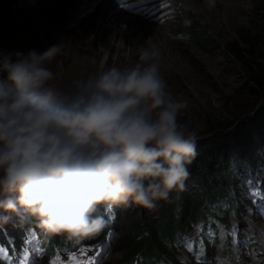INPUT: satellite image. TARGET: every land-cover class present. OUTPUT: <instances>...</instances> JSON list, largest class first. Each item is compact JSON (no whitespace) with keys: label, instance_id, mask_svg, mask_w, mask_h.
Here are the masks:
<instances>
[{"label":"rangeland","instance_id":"rangeland-1","mask_svg":"<svg viewBox=\"0 0 264 264\" xmlns=\"http://www.w3.org/2000/svg\"><path fill=\"white\" fill-rule=\"evenodd\" d=\"M88 4L92 0L69 17L71 0H34L28 7L23 0H0V54L43 52L60 44L62 52L48 65L55 74L50 83L67 89L98 69L135 64L144 48L158 49L167 90L187 105L180 122L198 133L187 191L174 193V209L182 210L192 197L200 203L188 204L193 222L177 227L176 258L160 250L163 259L157 264H264V163L258 171L240 172L220 156L213 179L203 151L263 103L264 87L249 77L252 68L264 72V0H216L211 10L204 0H101L90 9ZM58 7L67 20L63 26ZM246 34L248 45L242 39ZM231 41L245 47L242 58L228 49ZM255 148L264 162V145ZM211 194L218 195L217 202L209 201ZM160 207L161 201L154 210L130 201L115 212L103 205L109 227L82 243L73 237L69 245L68 239L60 243L66 235L59 234L58 246L48 242L51 233L37 218L0 209L8 217L0 222V264H74L73 256L94 264H128L122 248L126 218L136 217L147 227L148 213L157 217Z\"/></svg>","mask_w":264,"mask_h":264},{"label":"clouds","instance_id":"clouds-1","mask_svg":"<svg viewBox=\"0 0 264 264\" xmlns=\"http://www.w3.org/2000/svg\"><path fill=\"white\" fill-rule=\"evenodd\" d=\"M61 52L54 44L0 54V209L84 238L107 226L101 205L154 210L186 192L198 133L180 122L187 105L167 90L160 51L144 48L135 64L98 69L67 89L50 83Z\"/></svg>","mask_w":264,"mask_h":264},{"label":"trees","instance_id":"trees-1","mask_svg":"<svg viewBox=\"0 0 264 264\" xmlns=\"http://www.w3.org/2000/svg\"><path fill=\"white\" fill-rule=\"evenodd\" d=\"M242 39L247 45L249 44L248 34L243 36ZM238 44L239 43L237 41H231L228 49L235 55L242 58L244 56L243 53L245 47H240ZM259 69L260 68H257L256 70L255 68H252L249 80H251L256 87L263 88L264 72L259 71ZM252 109H254V107H252L251 110ZM256 145L258 146V149L264 145V100L263 103L253 112H246L241 119L237 121L234 127H232L231 132L224 133L221 139L214 141L212 145L206 146L203 149L204 153L209 156L206 167L207 171L210 172L211 175L213 174L212 178L215 179L217 162L215 159L217 160V157L220 156L223 158L224 164H226L229 159L230 166L240 172H242V168L250 167H253V172L258 171V166H263L264 162L262 157H260L255 151ZM246 155L250 156V160L247 161ZM231 175L233 176V174ZM211 195L212 197L209 201L217 202L215 198H217L218 195H215L214 198L213 194ZM173 198L174 193L171 194L169 201H161V212L157 215V217H153L148 213L147 227H145L144 224H142V222L136 217L126 218V221L128 222V225L126 226L128 232L123 236V242L125 243L122 248L124 255H126V262L128 264H137V261L140 260L143 264H157L163 259L161 255L162 252H160V250L167 251L171 255V258H176L175 241L177 238V227L180 226L181 222H193L194 214L192 212L188 214V208L190 206L188 204L191 203L194 207L200 203V200L196 197H192L190 200L183 202L184 204L182 210L177 211L174 209ZM110 207H112V210L115 211L117 205ZM220 212H223V210ZM97 214L104 217L106 223H108L107 226L109 227L110 221L107 222V217L103 213V205L99 207ZM185 214L188 215L185 216ZM118 216L119 214L117 212V218L113 221V223H111V225L114 226L118 223ZM190 226L191 225H189L188 228ZM40 231L45 233L44 230ZM147 231L149 234H147ZM65 235V238L60 241V243L62 242L61 244H66L67 239L69 241L67 245L74 242L72 240L73 237H70L67 234ZM42 239L44 240L45 236H42ZM84 239L85 237L78 238V240H80L79 243H82ZM49 240L48 242H50V244L58 246L56 244L59 240V234H50ZM156 242L159 244L158 247L154 245ZM74 244H78V241Z\"/></svg>","mask_w":264,"mask_h":264},{"label":"bare ground","instance_id":"bare-ground-1","mask_svg":"<svg viewBox=\"0 0 264 264\" xmlns=\"http://www.w3.org/2000/svg\"><path fill=\"white\" fill-rule=\"evenodd\" d=\"M34 0H23V3L25 4V6H27L28 7V5H29V3H31V2H33ZM85 0H71V4H72V6L70 7L71 9H70V11H69V13H68V15H69V17L72 15V12H75V9H76V7H81L82 5H83V2H84ZM98 1H101V0H92V4H88V8L90 9V8H93V7H95L96 6V4H97V2ZM105 1V0H104ZM109 1V0H108ZM107 4V3H106ZM114 6H113V14L117 11V9H115V4H113ZM86 7H87V5H86ZM87 8V9H88ZM57 14L60 16V20H59V25L61 26H63V25H65V23H66V19H65V21H64V18H63V15H62V13L61 12H59V7H58V9H57ZM68 17V18H69ZM108 44H109V42L108 43H106V50H107V47H108ZM105 62L103 61V64H104Z\"/></svg>","mask_w":264,"mask_h":264},{"label":"snow or ice","instance_id":"snow-or-ice-1","mask_svg":"<svg viewBox=\"0 0 264 264\" xmlns=\"http://www.w3.org/2000/svg\"><path fill=\"white\" fill-rule=\"evenodd\" d=\"M71 261L74 262V264H94L93 261L78 260V258L76 256H73L71 258ZM53 264H56V262L54 261Z\"/></svg>","mask_w":264,"mask_h":264}]
</instances>
